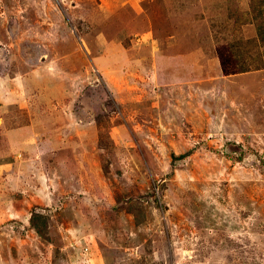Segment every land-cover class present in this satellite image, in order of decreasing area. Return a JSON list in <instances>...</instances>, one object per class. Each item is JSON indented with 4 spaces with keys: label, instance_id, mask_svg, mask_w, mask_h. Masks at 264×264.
<instances>
[{
    "label": "rangeland",
    "instance_id": "rangeland-1",
    "mask_svg": "<svg viewBox=\"0 0 264 264\" xmlns=\"http://www.w3.org/2000/svg\"><path fill=\"white\" fill-rule=\"evenodd\" d=\"M257 1L0 0V264H264Z\"/></svg>",
    "mask_w": 264,
    "mask_h": 264
},
{
    "label": "trees",
    "instance_id": "trees-1",
    "mask_svg": "<svg viewBox=\"0 0 264 264\" xmlns=\"http://www.w3.org/2000/svg\"><path fill=\"white\" fill-rule=\"evenodd\" d=\"M252 12L250 13V15H249V17H250V19H252L253 21H257V20H260V18H262V17H264V0H258L257 2H256V4H255V6H254V4L252 5ZM254 12H256V13H254ZM253 14V15H252ZM256 14V15H255ZM251 15H252V17H251ZM264 22V21H263ZM258 33H259V36L261 35V39L263 40V42H264V24L263 23H260V25H258ZM263 45H264V43H263ZM238 64V63H237ZM235 66V65H234ZM264 68V66H262V67H258L256 70H260V69H263ZM238 69V68H237ZM224 71H226L225 69H224ZM247 71H249V69L248 68H240L239 67V69L238 70H236V69H233L232 70V72H227L226 71V73L228 74V75H230V74H240V73H245V72H247Z\"/></svg>",
    "mask_w": 264,
    "mask_h": 264
}]
</instances>
